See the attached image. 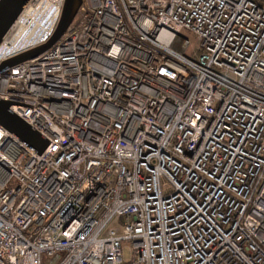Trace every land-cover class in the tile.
<instances>
[{"label": "built area", "instance_id": "built-area-1", "mask_svg": "<svg viewBox=\"0 0 264 264\" xmlns=\"http://www.w3.org/2000/svg\"><path fill=\"white\" fill-rule=\"evenodd\" d=\"M0 100L48 140L0 124V264H264V0H82Z\"/></svg>", "mask_w": 264, "mask_h": 264}, {"label": "water", "instance_id": "water-1", "mask_svg": "<svg viewBox=\"0 0 264 264\" xmlns=\"http://www.w3.org/2000/svg\"><path fill=\"white\" fill-rule=\"evenodd\" d=\"M30 0H0V44L14 21L21 14ZM82 0H65L61 17L52 36L44 43L27 49L2 62L0 68L13 66L27 59L34 58L53 46L65 33L75 17ZM11 102L0 100V124L21 139L42 152L48 145V140L41 136L31 125L23 121L10 109Z\"/></svg>", "mask_w": 264, "mask_h": 264}, {"label": "bare ground", "instance_id": "bare-ground-1", "mask_svg": "<svg viewBox=\"0 0 264 264\" xmlns=\"http://www.w3.org/2000/svg\"><path fill=\"white\" fill-rule=\"evenodd\" d=\"M38 10H35L34 8L31 9L29 7L28 12H30V14L31 15L33 14V15H32V17H30L29 19L26 20L24 25L22 24L20 26L22 29L18 32V37L15 40V42L13 43V47L11 48V51H15V50H18L20 48H25V47L31 46V45L43 40L51 32L52 21H51L50 17L42 16L41 15V9L39 11ZM20 27H19V29H20ZM0 52H1V50H0ZM27 60H29V59H27Z\"/></svg>", "mask_w": 264, "mask_h": 264}, {"label": "rangeland", "instance_id": "rangeland-1", "mask_svg": "<svg viewBox=\"0 0 264 264\" xmlns=\"http://www.w3.org/2000/svg\"><path fill=\"white\" fill-rule=\"evenodd\" d=\"M181 35L183 37H186L190 40V46L187 51V54L194 60L198 59L200 56V50H199V41L196 36V34L188 29L185 28L181 31ZM123 253L125 260H129L131 258V244L128 242H123Z\"/></svg>", "mask_w": 264, "mask_h": 264}]
</instances>
